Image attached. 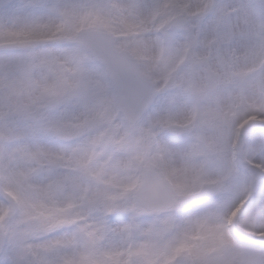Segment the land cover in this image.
<instances>
[{
  "label": "snow or ice",
  "instance_id": "1",
  "mask_svg": "<svg viewBox=\"0 0 264 264\" xmlns=\"http://www.w3.org/2000/svg\"><path fill=\"white\" fill-rule=\"evenodd\" d=\"M0 264H264V0H0Z\"/></svg>",
  "mask_w": 264,
  "mask_h": 264
}]
</instances>
